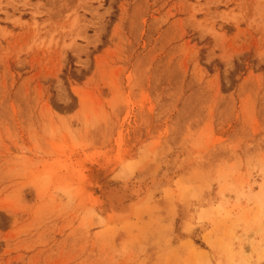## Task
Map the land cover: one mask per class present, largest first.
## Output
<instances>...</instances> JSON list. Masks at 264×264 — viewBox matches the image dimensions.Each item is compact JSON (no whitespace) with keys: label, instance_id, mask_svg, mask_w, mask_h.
Instances as JSON below:
<instances>
[{"label":"rangeland","instance_id":"obj_1","mask_svg":"<svg viewBox=\"0 0 264 264\" xmlns=\"http://www.w3.org/2000/svg\"><path fill=\"white\" fill-rule=\"evenodd\" d=\"M0 264H264V0H0Z\"/></svg>","mask_w":264,"mask_h":264},{"label":"bare ground","instance_id":"obj_2","mask_svg":"<svg viewBox=\"0 0 264 264\" xmlns=\"http://www.w3.org/2000/svg\"><path fill=\"white\" fill-rule=\"evenodd\" d=\"M108 193V196H106V198H108V201H100L101 207L103 209L102 212L114 222L117 220H123L131 217L136 205V199L133 197V195H129L126 190H121L120 188L111 189ZM128 197H132L133 200L130 199V202L127 203L126 201Z\"/></svg>","mask_w":264,"mask_h":264}]
</instances>
